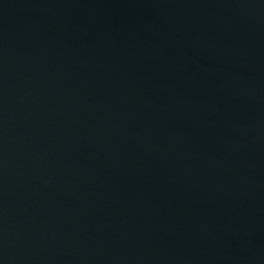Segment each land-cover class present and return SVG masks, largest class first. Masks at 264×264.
Instances as JSON below:
<instances>
[{"label":"water","instance_id":"95a60500","mask_svg":"<svg viewBox=\"0 0 264 264\" xmlns=\"http://www.w3.org/2000/svg\"><path fill=\"white\" fill-rule=\"evenodd\" d=\"M0 264H264V0H0Z\"/></svg>","mask_w":264,"mask_h":264}]
</instances>
